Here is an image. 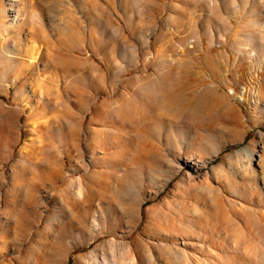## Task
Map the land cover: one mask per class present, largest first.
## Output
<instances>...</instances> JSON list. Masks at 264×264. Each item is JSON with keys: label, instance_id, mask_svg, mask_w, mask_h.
<instances>
[{"label": "rangeland", "instance_id": "rangeland-1", "mask_svg": "<svg viewBox=\"0 0 264 264\" xmlns=\"http://www.w3.org/2000/svg\"><path fill=\"white\" fill-rule=\"evenodd\" d=\"M0 264H264V0H0Z\"/></svg>", "mask_w": 264, "mask_h": 264}]
</instances>
